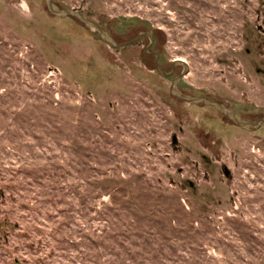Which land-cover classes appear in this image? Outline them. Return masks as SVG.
<instances>
[{"label": "rangeland", "instance_id": "rangeland-1", "mask_svg": "<svg viewBox=\"0 0 264 264\" xmlns=\"http://www.w3.org/2000/svg\"><path fill=\"white\" fill-rule=\"evenodd\" d=\"M55 2L264 115V0ZM149 41L0 0V264H264V124Z\"/></svg>", "mask_w": 264, "mask_h": 264}, {"label": "water", "instance_id": "water-1", "mask_svg": "<svg viewBox=\"0 0 264 264\" xmlns=\"http://www.w3.org/2000/svg\"><path fill=\"white\" fill-rule=\"evenodd\" d=\"M46 5L49 9V11L61 18H65L68 16L74 17L78 19L81 23L86 25L90 30L98 33L100 38L105 41L109 46L111 47H117V48H125L129 44L134 43L142 36H148L150 41L147 44L145 48V52L149 53L152 52L156 56V63L158 69L166 74L170 75L174 72V69L177 65L181 64L183 66L182 72L175 74L173 76L172 84L170 86V92L172 95H174L176 98L186 101V102H194L198 104H205L208 106L214 107L216 110H218L220 113H222L229 121L232 123L238 125L241 128L247 129V130H256L263 126L264 124V115L259 117L256 120H251L248 118H245L244 116L238 114L231 106L226 104L223 101H220L216 98L206 96V95H200V94H194V93H187L180 89L178 86L181 78L185 76L189 72V65L186 60L182 58H176L172 62V68L171 70H165L161 63L159 62V56L160 54L158 52H153L150 50V47L154 43V35L151 30H141L139 33H137L135 36H133L130 40L120 43L106 28H104L98 21L94 20L90 16H88L86 13L82 12L79 8H71V7H65L59 5L55 0H45ZM175 141V139H174Z\"/></svg>", "mask_w": 264, "mask_h": 264}, {"label": "trees", "instance_id": "trees-1", "mask_svg": "<svg viewBox=\"0 0 264 264\" xmlns=\"http://www.w3.org/2000/svg\"><path fill=\"white\" fill-rule=\"evenodd\" d=\"M152 32H153V35H154V43H156V41H157V40H156V32H155L154 30H152ZM96 34H98V33H96ZM154 43H153V44H154ZM155 52H156V51H155ZM144 55L146 56L147 53L144 52ZM154 57H155V56H154ZM156 68L158 69L157 64H156ZM158 70H159V69H158Z\"/></svg>", "mask_w": 264, "mask_h": 264}]
</instances>
